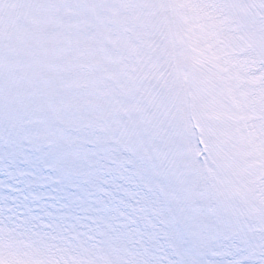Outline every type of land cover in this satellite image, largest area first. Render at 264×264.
<instances>
[{
    "label": "snow or ice",
    "instance_id": "6c2138e0",
    "mask_svg": "<svg viewBox=\"0 0 264 264\" xmlns=\"http://www.w3.org/2000/svg\"><path fill=\"white\" fill-rule=\"evenodd\" d=\"M0 264H264V0H0Z\"/></svg>",
    "mask_w": 264,
    "mask_h": 264
}]
</instances>
